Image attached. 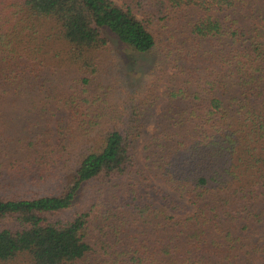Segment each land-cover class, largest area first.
Returning <instances> with one entry per match:
<instances>
[{"label": "trees", "instance_id": "trees-1", "mask_svg": "<svg viewBox=\"0 0 264 264\" xmlns=\"http://www.w3.org/2000/svg\"><path fill=\"white\" fill-rule=\"evenodd\" d=\"M118 1L0 0V264H264V0Z\"/></svg>", "mask_w": 264, "mask_h": 264}, {"label": "rangeland", "instance_id": "rangeland-1", "mask_svg": "<svg viewBox=\"0 0 264 264\" xmlns=\"http://www.w3.org/2000/svg\"><path fill=\"white\" fill-rule=\"evenodd\" d=\"M114 1L118 5H121L120 1H118V0H114ZM256 30H257V40L262 45H264V27L263 26H257ZM109 38L111 39V41H113L115 47L117 48V52L119 55V63L121 64V66L123 68L122 77H124V80H125L127 86L131 89L137 88L140 85V83L142 82L145 73L154 66V63L156 60L155 57L135 56V55L129 54L131 58H128V52L129 53H131V52L123 50V47L120 44H118L114 38H112V37H109ZM130 60L136 61L138 63L135 62L132 64V61H130ZM166 71L168 72V70H166ZM169 74L170 73L168 72V75ZM161 78H162V82L159 83L160 87L158 90L160 93L164 91L165 85L167 83L166 82L167 81V75H165ZM162 106H163L162 103H159L156 106V108L154 109L153 116L151 117L150 121L148 122V124L145 128L142 140L153 133L154 128L157 124L158 117H159L160 113H162ZM56 116L58 118L63 117V120L66 121V123H67L68 119H70L69 114L67 112H64L63 110L57 112ZM57 119H54V121L51 125V128L55 131L57 128V124H56ZM58 129H59V127H58ZM141 150H142V148L139 149V151H140L139 158L142 161ZM164 187L167 191H170L166 186H164ZM3 225H6L8 227H14L15 226V224L12 220L0 221V226H3Z\"/></svg>", "mask_w": 264, "mask_h": 264}]
</instances>
